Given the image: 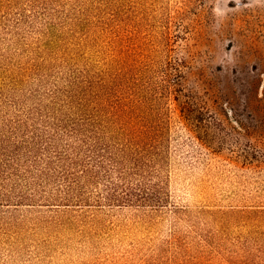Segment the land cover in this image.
<instances>
[{
  "label": "rangeland",
  "instance_id": "rangeland-1",
  "mask_svg": "<svg viewBox=\"0 0 264 264\" xmlns=\"http://www.w3.org/2000/svg\"><path fill=\"white\" fill-rule=\"evenodd\" d=\"M73 64L165 109L163 201L0 204V264H264V0H0V89Z\"/></svg>",
  "mask_w": 264,
  "mask_h": 264
},
{
  "label": "trees",
  "instance_id": "trees-1",
  "mask_svg": "<svg viewBox=\"0 0 264 264\" xmlns=\"http://www.w3.org/2000/svg\"><path fill=\"white\" fill-rule=\"evenodd\" d=\"M64 70L0 89V204L161 203L154 194L119 195V187L167 179L165 109L155 112L146 98L139 108L119 70Z\"/></svg>",
  "mask_w": 264,
  "mask_h": 264
}]
</instances>
